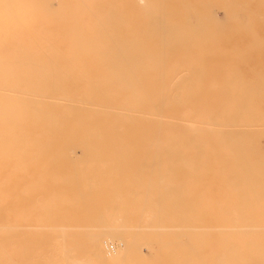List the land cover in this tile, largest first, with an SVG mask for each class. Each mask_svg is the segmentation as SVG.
<instances>
[{
  "label": "bare ground",
  "instance_id": "6f19581e",
  "mask_svg": "<svg viewBox=\"0 0 264 264\" xmlns=\"http://www.w3.org/2000/svg\"><path fill=\"white\" fill-rule=\"evenodd\" d=\"M263 10L0 0V264H264Z\"/></svg>",
  "mask_w": 264,
  "mask_h": 264
},
{
  "label": "rangeland",
  "instance_id": "374dc122",
  "mask_svg": "<svg viewBox=\"0 0 264 264\" xmlns=\"http://www.w3.org/2000/svg\"><path fill=\"white\" fill-rule=\"evenodd\" d=\"M263 11H264V10H263ZM193 17H194V15L191 16V19H190L191 21L189 20V22H190L191 24L195 25V21H194L195 19H194ZM263 22H264V20H263ZM190 23H189V24H190ZM263 25H264V23H263ZM250 60H251V61H250ZM253 60H255V59H254V58H253V59H252V58H251V59L249 58V59L247 60V63H248L249 68H250V66H251V68H250V69H251V72H252V70H254V71H258V70L260 71V70H261V71L264 73V67H263L262 65L258 66L259 63L257 64V63H256L257 61H253ZM261 60H262V61H261ZM261 60H260V63H261V62L264 63V61H263V60H264V56L261 58ZM249 61H250V62H249ZM251 64H252V65H251ZM254 64H255V65H254ZM256 64H257V65H256ZM252 66H253V67H252ZM256 67H257V68H256ZM260 67H262V68H260ZM249 72H250V70H249ZM178 167H179V165L177 166V169H176V167H175L174 169H171V170H173V171L169 170V173H170V171H171L170 174L173 175V176H171V178H173L172 180H171V178H169L170 176H168V179H167V180H168V183L172 181V182L169 183V184H172V185H173L174 183H175V184H176V183H177V184H181L180 181L183 180V179H184V175L188 173V172H185V171H187L186 169H182V167H179V169H178ZM183 170H184V171H183ZM150 171H151V170H150ZM150 171H149V173L151 174V173H153V172L155 171V169H153L152 172H150ZM154 173H156V172H154ZM190 173H191V174H193V173H194V174H197V173H199V171H195V170H194V171H192V172H190ZM204 173H208V172H204ZM136 174H139V173L137 172ZM146 174H147V173H146ZM150 174H149V176H152V174H151V175H150ZM167 174H168V173H167ZM168 175H169V174H168ZM180 176L183 177V178H180ZM174 177H175V178H174ZM177 178H178V180H177ZM147 179H148V177H147ZM149 179H150V177H149ZM169 179H170L171 181H169ZM173 180H174V181L176 180V182L173 183ZM194 186H195V187H198V184H195ZM185 187H186V186L181 187L182 189L179 188V189H180V190H179V193H180V191H181L182 193H183V191H184V193L186 194V197H187V194H188V193L190 194V192H191V191H190L191 188L188 187L189 189H187V187H186V188H185ZM185 189H186V190H185ZM114 190H117V189H114ZM188 190H189L190 192H189ZM194 190H195V188H194ZM194 190H193V191H194ZM186 191H187V193H186ZM182 193H180L181 195L179 194L180 196H179V195H178V196H175V197H177L176 199H178V197H180V199L182 198V200H179V199H178V200L176 201V203H175V204H176V208H177L178 205L181 204V208H180V210H182V207L184 206V205H182V202H183V201L185 202V198H183V197H185V194L183 193L184 195H182ZM174 194H175V193H174ZM189 194H188V195H189ZM12 195H13V194H12ZM176 195H177V194H176ZM193 195H194V194H193ZM195 195H196V194H195ZM173 196H174V195H173ZM193 197H194V196H193ZM195 197L197 198V196H195ZM196 198L193 199V200H197ZM198 199H199V198H198ZM181 201H182V202H181ZM177 202H179L178 205H177ZM194 202H195V201H194ZM197 202H198V200H197ZM197 202H195V204H196ZM120 205L123 206L124 203H121ZM122 206H119V205H118V209L121 210V209H122ZM125 206H126V207H125ZM125 206H123V207H125V208L128 207V210L130 209L129 205L125 204ZM119 207H121V208H119ZM125 208H123L124 210L122 209L123 212H124V213H123V212H122V213L125 214V215H127V213H125V211H126L127 209H125ZM178 209H179V208H178ZM184 209L187 210L186 208H184ZM185 210L183 211V214H179L180 211L178 212V210H176V214H177V212H178V214H179L180 217L182 216L183 218H189V217H190V218H193L194 222L191 223L192 228H188V230L193 231L192 233H194V232L199 233L201 230H199V231L197 232V227H198V223H199V222H198V217H199V212H198V211H199V208H198V206H197V207H196V206H193V209H188L187 212H186ZM181 213H182V211H181ZM14 214H15V213H12L11 216H12L13 218L17 217V216H15L16 214H15V215H14ZM120 214H121V213H120ZM177 216H178V215H177ZM182 217H181V218H182ZM131 223H132V225H135L136 222L133 221V222H131ZM196 225H197V227H196ZM193 227H195L196 229L193 228ZM133 228H134V227H133ZM133 228H131V229L129 230L130 233H135L136 231H138V229L135 231V230H133ZM134 229H136V228H134ZM192 229H193V230H192ZM194 229H195V230H194ZM198 229H199V228H198ZM131 231H133V232H131ZM191 231H190V232H191ZM161 233H164L163 235L160 234V237L162 238V241H165V240L168 238V236H167L168 234H167V233H169V232L166 231V230H163V231L161 230ZM109 246H110V245H109ZM141 248H142V251H141V252H142V255H144V260H145V261H143V264H151V262H153L152 264H156L158 259H161L160 261H158V264H162V263L165 264V263H164L165 260H166V261H168V260H169V261H170V260L173 261L174 259H175L174 261L177 260V257H175V255H174L175 258H174V257H171V254H172V256H173V253L170 254V253H169V251H170L169 249H166V250L162 251V252H164L163 255H161V251L158 252V254L156 255V252H154V250H152V251L149 250V251L147 252V251H146V250H147L146 248H144L143 246H142ZM76 252H77V253H76V255H77V254H78V251H76ZM129 252H130V250H129ZM131 252H134V254L131 253ZM131 252L128 253V254H129V257H130V255H131V257L133 258V260L135 259V260H134L135 262L131 261V260H132L131 258H130V259H131L130 261H129V259L127 258L128 260H127L125 263L127 264V262H130V263L132 262L131 264H135V263L137 264V261H138V259L140 258V257H139L140 255H139V253H138L137 251H135L134 249H132ZM181 252H183V250H182ZM181 252H180V253H181ZM74 254H75V253H74ZM177 254H179L178 251H177ZM177 254H176V255H177ZM182 254H183V253H182ZM23 255H25L24 258H25V261H26L27 258H26L25 250H24ZM155 255H156L157 257H156ZM145 256H146V257H145ZM162 256H163L164 258H163ZM180 256H181V255H180ZM149 257H150V258H149ZM154 257H155V258H154ZM160 257H161V258H160ZM147 258H148V259H147ZM154 260H155V261H154ZM172 261H171V262H172ZM146 262H147V263H146ZM160 262H161V263H160ZM139 263H140V262H139ZM25 264H26V263H25ZM115 264H116V263H115ZM128 264H129V263H128Z\"/></svg>",
  "mask_w": 264,
  "mask_h": 264
}]
</instances>
